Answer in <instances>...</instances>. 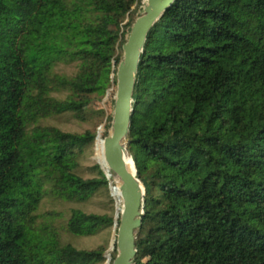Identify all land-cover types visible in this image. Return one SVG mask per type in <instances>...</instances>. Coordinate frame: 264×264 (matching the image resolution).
<instances>
[{"label":"trees","instance_id":"1","mask_svg":"<svg viewBox=\"0 0 264 264\" xmlns=\"http://www.w3.org/2000/svg\"><path fill=\"white\" fill-rule=\"evenodd\" d=\"M143 1L0 0V264L107 260V246L63 233L117 234L120 216L73 208L58 226L41 211L111 184L100 164L80 172L96 132L49 120L84 121L115 89L121 28ZM133 107L128 150L146 188L135 264H264V0H177L149 35Z\"/></svg>","mask_w":264,"mask_h":264},{"label":"water","instance_id":"2","mask_svg":"<svg viewBox=\"0 0 264 264\" xmlns=\"http://www.w3.org/2000/svg\"><path fill=\"white\" fill-rule=\"evenodd\" d=\"M177 0H146L143 14L131 27L123 44V59L117 68V90L111 130L104 138V154L108 171L121 182L123 205H118L120 224L116 238L118 254L113 264H135L138 254V237L143 227L146 188L128 150L133 101L142 56L149 35L166 11ZM99 135H97L98 138ZM132 163L133 169L129 163ZM104 170V168H103ZM106 172V170H104ZM107 177L109 174L106 172ZM108 260H111L107 255Z\"/></svg>","mask_w":264,"mask_h":264},{"label":"rangeland","instance_id":"3","mask_svg":"<svg viewBox=\"0 0 264 264\" xmlns=\"http://www.w3.org/2000/svg\"><path fill=\"white\" fill-rule=\"evenodd\" d=\"M146 4V0L143 1L142 6L133 8V13L131 18L134 17L137 19L140 15L143 14L144 5ZM128 19L123 23L121 28V33L125 35L126 39L128 38L131 27L125 26ZM124 54L123 48L120 51ZM58 70L60 72L71 73L73 71L72 67L68 65L59 66ZM114 89V85L108 90L107 94L103 97L98 98L100 101L96 102L94 106L90 109L89 117L82 121L74 118L71 115H63L52 118L49 120L50 124H53L64 131L74 132V133H84L88 130L96 132L98 135L101 129L103 132L106 130L107 123L110 124V128L108 130V134L111 130L112 121L108 122V116L113 117L114 109H115V96L117 85L115 87V94L113 96L114 101L110 102V93ZM104 111V113H102ZM103 137L105 138L103 133ZM97 139V137H96ZM96 140L94 144L86 148L83 154L80 157L81 168L80 172L85 178L95 177L96 174L90 170L96 164H99L96 160ZM118 205L122 206L123 202L117 201L116 198L112 196L111 193V184L109 186V190L102 189L98 194L92 197L87 202L82 203H74L68 201L54 200V199H46L41 207V211H55L59 214L57 225L63 226L71 215V210L73 208H79L88 213H97V214H114L116 217L118 215ZM63 238L65 241L72 243L78 248L83 249H94L99 246H107L108 250L106 256L108 255L111 260H107L102 264H113L112 262V253L114 252V245L117 238V234L115 233V227L113 229L103 230L101 233L94 236H74L68 233H63Z\"/></svg>","mask_w":264,"mask_h":264},{"label":"bare ground","instance_id":"4","mask_svg":"<svg viewBox=\"0 0 264 264\" xmlns=\"http://www.w3.org/2000/svg\"><path fill=\"white\" fill-rule=\"evenodd\" d=\"M103 129H101V131L99 132V136L98 138L96 139V160L98 161V163L102 166V168H104V170H106V172L109 174V179H111V193H112V196L114 198L117 199V201L121 202L122 200V196H121V182L119 179H117L113 174H111L109 171H108V164L106 162V158H105V154H104V137H103ZM130 166L132 167V170L133 169V166H132V163L130 162L129 163ZM123 202V201H122Z\"/></svg>","mask_w":264,"mask_h":264}]
</instances>
